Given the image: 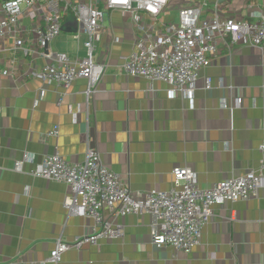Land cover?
<instances>
[{
	"label": "crops",
	"instance_id": "crops-1",
	"mask_svg": "<svg viewBox=\"0 0 264 264\" xmlns=\"http://www.w3.org/2000/svg\"><path fill=\"white\" fill-rule=\"evenodd\" d=\"M68 1L76 0L62 3ZM194 1L172 0L160 20L176 21L179 6ZM249 1L220 0L216 6L207 0L204 14L251 20L259 10ZM99 6L102 32L94 56L106 68L97 91L87 97L85 79L63 90L35 77L47 60L33 52L30 28L42 20L30 10L19 17L26 50L15 49L13 37L0 40V264H53L47 258L55 242H73L92 225V219L69 213L66 184L32 175L47 155L59 153L79 163L92 148L132 193L169 189L175 166L193 169L203 188L258 166L264 140V48L237 43L227 49L219 41L190 100L162 81L124 74L123 57L133 50L138 32L122 11ZM78 28L73 14L65 13L50 50L70 59L84 57L86 36L73 38ZM206 77L210 89L203 87ZM54 127L56 136H47ZM25 154L33 160L14 171V162ZM212 211L200 243L184 253L151 243L149 214L113 216L103 209L120 234L68 249L57 264H264V187L256 197L214 205Z\"/></svg>",
	"mask_w": 264,
	"mask_h": 264
},
{
	"label": "built area",
	"instance_id": "built-area-1",
	"mask_svg": "<svg viewBox=\"0 0 264 264\" xmlns=\"http://www.w3.org/2000/svg\"><path fill=\"white\" fill-rule=\"evenodd\" d=\"M171 1L76 0L62 3V0H3L0 4V40L13 37L14 48L23 49L24 28L19 25V17L30 10V15L36 14L42 20V25L30 28L36 40L33 52L47 60L41 70L34 73L35 77L63 90L76 79H85L86 97L97 91L106 68L105 63L94 56L95 41L102 32L103 11L99 3L105 9H117L129 16L138 32L133 50L123 57L124 74L148 82L162 81L171 87L173 94L179 93L190 100L200 70L208 67L218 53L219 41L224 42L227 49L237 43L264 48V0L248 2L249 7L259 10L251 20L221 16L217 12L206 15L207 0H195L192 4L179 6L176 21L163 22L160 15L169 8ZM219 1L215 0L216 6ZM67 12L73 14L79 27L73 38L79 41L81 33L86 36L83 41L86 54L80 59H70L49 48L60 34L61 18ZM140 14L151 21L145 23ZM203 87L211 88L209 77L204 79ZM240 103L241 99L236 97L235 107ZM222 106L228 107L226 99L222 100ZM57 131L54 127L46 135L56 136ZM258 149L260 159L255 169L230 175L209 188L198 185L197 173L190 167L175 166L171 170L172 186L169 189L137 193L131 192L118 173L103 165L98 152L92 148L79 163L70 162L59 153L45 156L32 175L66 184L69 195L64 204L69 213L92 219L88 233L75 241L58 239L47 260L57 264L68 249H80L84 244L97 245L101 239L120 234L119 227L105 219L103 209L113 216L149 214L150 240L154 246L190 252L200 243L202 229L212 217L214 205L251 199L264 187V140ZM32 160V154H25L14 162L13 170L21 172L24 163Z\"/></svg>",
	"mask_w": 264,
	"mask_h": 264
}]
</instances>
